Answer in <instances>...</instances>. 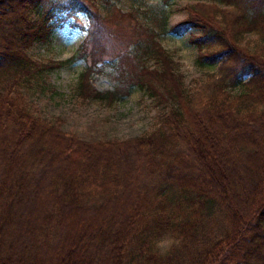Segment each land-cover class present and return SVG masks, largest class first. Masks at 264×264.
Segmentation results:
<instances>
[{
	"label": "trees",
	"instance_id": "obj_1",
	"mask_svg": "<svg viewBox=\"0 0 264 264\" xmlns=\"http://www.w3.org/2000/svg\"><path fill=\"white\" fill-rule=\"evenodd\" d=\"M169 2L143 10L145 24L137 9L134 25L116 12L137 41L104 59L94 9L110 14L111 0H0V264H264V0H198L168 28ZM76 13L90 20L69 59L86 64L78 96L110 104L145 86L169 106L155 130L123 142L80 136L32 103L27 85L60 62L44 66L27 50ZM158 31L189 32L205 68L192 93L172 77ZM248 34L260 41L253 51ZM137 51L142 66L158 63L152 81L91 86L95 67L119 66V80Z\"/></svg>",
	"mask_w": 264,
	"mask_h": 264
},
{
	"label": "rangeland",
	"instance_id": "obj_2",
	"mask_svg": "<svg viewBox=\"0 0 264 264\" xmlns=\"http://www.w3.org/2000/svg\"><path fill=\"white\" fill-rule=\"evenodd\" d=\"M111 1L120 11L114 8L113 12L106 15L102 12L100 5H97L94 9L95 13L101 12L99 14L101 16L100 23L102 20L104 24L100 39L101 57L104 56V59L113 58L119 50L125 49L128 45L130 46L129 38L131 34H125L129 33L130 28L124 30L116 25L115 21H118L114 18L116 12H120L124 17L126 16L124 19L122 17L123 25H125V22L134 25L135 22L129 19L130 12L137 9L138 12L134 11L133 14L136 13L139 16L138 22L144 23L145 14L143 10L152 9L161 4V0ZM197 1L170 0L165 8L167 27L169 28L185 19L187 12L183 7ZM146 15L150 16L149 12ZM34 17L35 15H33ZM89 28L90 20L86 15L82 13L68 15L54 29L48 42H35L29 47L28 54L44 66L49 62H60L59 65L52 67V64L44 69L38 79L34 81L33 86L27 85L26 90L30 95V100L38 106L39 113H43L46 117L63 118L65 127L80 136L94 134L100 139L125 141L129 137L146 135L155 130L160 125L159 115L162 111H168L169 106L167 104L164 107L165 102L158 97H152L145 86H143L144 88H135L128 96L115 100L110 104L95 98L82 100L78 96V78L81 71L85 70L86 64L81 59L73 61L69 59L76 54ZM188 38L189 32L181 36H175L161 31H158L155 37L156 42L171 57L173 73L170 74L175 80L179 77L188 93H192L191 91L197 85L196 83L203 79L202 72L205 68L201 69L197 66L196 47L188 41ZM136 39H131L133 47L137 41ZM245 41L251 51L260 44L256 36L250 34L246 35ZM141 57L139 51L135 55L129 53L128 61L119 63L123 66V75L119 78L120 82L117 79L119 66L115 68L117 72L114 71L113 67H106L103 71L98 72V69L101 70L102 68L95 67V71L90 74L89 82L91 86L98 92H107L114 90L117 86L126 89L124 86L138 85L136 80L138 76H147L152 81L153 74L159 71V65L153 57H149L145 59L142 66L141 61L144 56L142 60H140ZM127 63L129 64L127 65ZM127 68L135 69V73H129ZM136 69L140 71L138 75H136ZM167 73L168 71H166ZM1 80L0 77V83H2ZM173 86H175V81L171 80L167 89ZM172 104L174 103L171 102V106ZM126 207L127 204L120 203L116 204L114 209L124 212ZM214 216L216 220L219 219L218 213ZM212 225L215 226V224ZM82 227H85V224ZM165 244L166 242H162L160 246L164 247Z\"/></svg>",
	"mask_w": 264,
	"mask_h": 264
}]
</instances>
